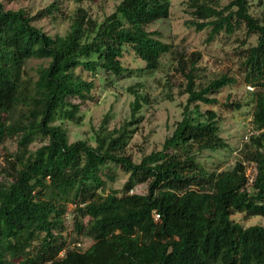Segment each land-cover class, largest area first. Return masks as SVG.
<instances>
[{"label": "trees", "instance_id": "trees-1", "mask_svg": "<svg viewBox=\"0 0 264 264\" xmlns=\"http://www.w3.org/2000/svg\"><path fill=\"white\" fill-rule=\"evenodd\" d=\"M171 1L120 0L99 20L82 5L69 14L67 0H53L34 14L6 9L0 0V151L9 139L17 144L2 166L8 181L0 182V264H264V226L232 218L237 212L264 216V19L252 12L264 0H183L188 26L209 29L208 40L242 29L246 36L237 72L227 67L202 80L199 60L178 59L188 96L161 150L139 162L126 153L147 101L134 86L130 120L109 129L105 117L96 144L71 142L62 124L81 122V103L94 99L97 80L110 85L133 74L122 60L125 49L145 62L144 70L159 68L172 45L148 25L170 16ZM45 18L68 19L64 33L36 24ZM31 59L43 60L36 79L26 73ZM240 77L254 88V133L232 169L209 171L197 151L227 142L217 111L200 105L216 104L213 95ZM248 162L256 166L252 180ZM119 169L128 179L121 189L111 188ZM140 183L148 184L146 193L134 192ZM69 203L76 231L93 240L86 249L70 246Z\"/></svg>", "mask_w": 264, "mask_h": 264}, {"label": "rangeland", "instance_id": "rangeland-1", "mask_svg": "<svg viewBox=\"0 0 264 264\" xmlns=\"http://www.w3.org/2000/svg\"><path fill=\"white\" fill-rule=\"evenodd\" d=\"M52 1L3 0L6 9L25 7L33 14ZM228 1L224 0V3ZM119 2L120 0H96L79 4L75 0H67L66 10L69 14H73L78 5H82L93 17L102 20L115 10ZM171 2L170 16L148 25L149 30H159L161 38L172 45L171 51L162 56L159 68L152 71L144 70L145 62L137 57L133 50L125 49L122 60L127 68L133 70V74L117 80L112 79L111 81L110 79V85L102 79L97 80L94 99L81 103L78 113V116H81V122L70 119L62 122L69 131L71 142L85 139L93 145L96 144L95 131L102 125L105 117H108L106 126L109 129L120 127L125 121L130 120L131 103L135 95L129 88L134 86V89L144 95L147 101L138 114L140 121L135 124L136 131L126 146V153L130 154L135 162H139L145 154L163 148L166 137L173 132L176 122L182 118V103L186 101L188 94L182 93L186 77L178 65V59L181 56L189 62L199 60L203 66L202 80L209 79L227 67L237 72L240 63L238 46L245 38L246 30H237L230 37L222 33L213 40H208L209 29L198 31L195 27L188 26L187 21L191 15L186 3L183 0H172ZM252 12L264 19V1L262 3L256 1L252 6ZM66 20L63 24H59L50 18H45L36 24L42 26L50 34H57L64 33L66 30L68 19ZM251 41H255V37H252ZM41 63H43L42 59L29 60L26 66L27 76L36 79L37 67ZM252 90L254 88L250 83L240 77L236 84L223 87L213 95L218 99L216 104L200 105L202 111L208 109L217 111L220 135L227 142V147L222 149L197 151L196 159L209 171L232 169L239 159L244 158V145L248 142L250 134L254 133L252 129L253 107L250 100ZM74 102H80V99H74ZM235 102L242 103V107L225 105ZM40 144V141L36 142L33 148L35 149ZM16 148V142L9 139L4 149L0 151V182L8 181L7 175L2 171V166L5 164L4 154L13 152ZM255 174V164L248 162L247 175L250 180ZM128 176V173L119 169L111 188L121 189ZM147 190V183H140L134 188V192L139 193H146ZM74 208V204H67L66 217L69 222L67 232L70 246H81L82 249H86L93 243V240L84 233L80 234L76 231ZM232 218L246 227L264 226L263 215L246 216L245 213L237 212L232 215ZM84 222L87 224L89 217H85Z\"/></svg>", "mask_w": 264, "mask_h": 264}, {"label": "built area", "instance_id": "built-area-1", "mask_svg": "<svg viewBox=\"0 0 264 264\" xmlns=\"http://www.w3.org/2000/svg\"><path fill=\"white\" fill-rule=\"evenodd\" d=\"M155 218L158 219L159 218V214L155 213Z\"/></svg>", "mask_w": 264, "mask_h": 264}]
</instances>
